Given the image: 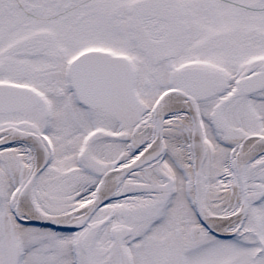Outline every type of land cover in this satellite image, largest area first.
<instances>
[{"label": "snow or ice", "instance_id": "snow-or-ice-1", "mask_svg": "<svg viewBox=\"0 0 264 264\" xmlns=\"http://www.w3.org/2000/svg\"><path fill=\"white\" fill-rule=\"evenodd\" d=\"M0 264H264V0H0Z\"/></svg>", "mask_w": 264, "mask_h": 264}]
</instances>
